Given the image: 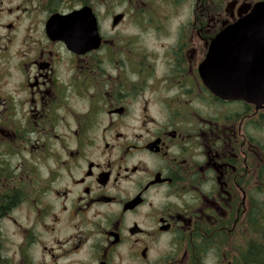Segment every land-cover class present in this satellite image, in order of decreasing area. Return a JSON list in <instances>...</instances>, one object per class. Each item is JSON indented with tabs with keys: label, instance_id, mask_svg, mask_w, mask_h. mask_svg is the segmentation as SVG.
<instances>
[{
	"label": "flooded vegetation",
	"instance_id": "obj_1",
	"mask_svg": "<svg viewBox=\"0 0 264 264\" xmlns=\"http://www.w3.org/2000/svg\"><path fill=\"white\" fill-rule=\"evenodd\" d=\"M259 3L0 0V264L264 257V103L199 72L264 62L223 34Z\"/></svg>",
	"mask_w": 264,
	"mask_h": 264
},
{
	"label": "water",
	"instance_id": "obj_2",
	"mask_svg": "<svg viewBox=\"0 0 264 264\" xmlns=\"http://www.w3.org/2000/svg\"><path fill=\"white\" fill-rule=\"evenodd\" d=\"M84 20L87 21V25L85 24L83 31L77 32L70 29L68 34L69 36L73 35L71 42L74 46H79L78 43H80V45H89L93 48L99 42L96 35V27L92 19L84 17ZM81 34L84 36V40L79 41L78 37ZM223 34L235 35L236 43L244 40V43L260 44V46L253 47L250 51L254 54L263 53L264 3L255 5L248 16L232 25ZM222 42L223 35H219L213 43L210 56L199 68L204 85L213 95L221 99H239L255 104L264 103V62L254 59L253 64H242L243 73H240V66H237L238 73H233L232 70L236 68V65H224L221 63L219 55ZM248 68H250V72H248ZM232 75H237L238 79L235 76L232 77Z\"/></svg>",
	"mask_w": 264,
	"mask_h": 264
},
{
	"label": "rangeland",
	"instance_id": "obj_3",
	"mask_svg": "<svg viewBox=\"0 0 264 264\" xmlns=\"http://www.w3.org/2000/svg\"><path fill=\"white\" fill-rule=\"evenodd\" d=\"M119 10V9H117ZM128 30L126 29V32ZM249 236L252 235V232L250 231L249 233ZM245 243L242 245V248L240 250V253H241V257H234L232 256V252L229 253V257H228V263H232V264H264V257L263 258H255L254 254H249L248 251H247V247L244 246ZM240 249V248H239ZM211 256V254H210ZM231 257V258H230ZM210 259V258H209ZM211 264H216L215 263V257L214 255L211 256Z\"/></svg>",
	"mask_w": 264,
	"mask_h": 264
}]
</instances>
